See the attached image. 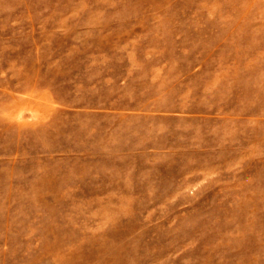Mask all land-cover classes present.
<instances>
[{"label": "rangeland", "instance_id": "rangeland-1", "mask_svg": "<svg viewBox=\"0 0 264 264\" xmlns=\"http://www.w3.org/2000/svg\"><path fill=\"white\" fill-rule=\"evenodd\" d=\"M0 264H264V0H0Z\"/></svg>", "mask_w": 264, "mask_h": 264}]
</instances>
